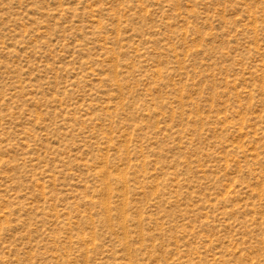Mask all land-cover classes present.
Segmentation results:
<instances>
[{
    "label": "rangeland",
    "instance_id": "obj_1",
    "mask_svg": "<svg viewBox=\"0 0 264 264\" xmlns=\"http://www.w3.org/2000/svg\"><path fill=\"white\" fill-rule=\"evenodd\" d=\"M0 264H264V0H0Z\"/></svg>",
    "mask_w": 264,
    "mask_h": 264
}]
</instances>
